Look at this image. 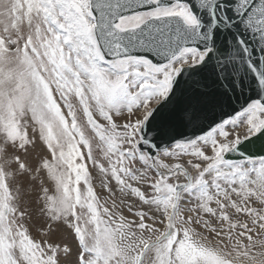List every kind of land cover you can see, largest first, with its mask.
I'll return each instance as SVG.
<instances>
[{"label": "snow or ice", "instance_id": "1", "mask_svg": "<svg viewBox=\"0 0 264 264\" xmlns=\"http://www.w3.org/2000/svg\"><path fill=\"white\" fill-rule=\"evenodd\" d=\"M0 264H264V0H0Z\"/></svg>", "mask_w": 264, "mask_h": 264}, {"label": "rangeland", "instance_id": "2", "mask_svg": "<svg viewBox=\"0 0 264 264\" xmlns=\"http://www.w3.org/2000/svg\"><path fill=\"white\" fill-rule=\"evenodd\" d=\"M96 187H97V190H98L99 192H101V195H105V193H103V192L101 191V189H100L99 180L97 181Z\"/></svg>", "mask_w": 264, "mask_h": 264}, {"label": "water", "instance_id": "3", "mask_svg": "<svg viewBox=\"0 0 264 264\" xmlns=\"http://www.w3.org/2000/svg\"><path fill=\"white\" fill-rule=\"evenodd\" d=\"M244 102V98H241L240 100H239V102H237L236 104H235V106L236 107H239V104H241V103H243Z\"/></svg>", "mask_w": 264, "mask_h": 264}]
</instances>
